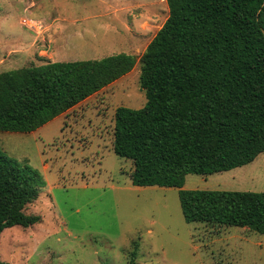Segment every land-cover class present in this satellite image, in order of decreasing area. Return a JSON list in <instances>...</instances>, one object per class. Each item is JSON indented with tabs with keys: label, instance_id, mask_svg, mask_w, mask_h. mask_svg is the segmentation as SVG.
Listing matches in <instances>:
<instances>
[{
	"label": "rangeland",
	"instance_id": "374dc122",
	"mask_svg": "<svg viewBox=\"0 0 264 264\" xmlns=\"http://www.w3.org/2000/svg\"><path fill=\"white\" fill-rule=\"evenodd\" d=\"M168 17L167 0H0V73L122 52L138 58L130 73L36 131H0V147L45 180L25 208L40 222L2 232V261L264 264V234L187 222L178 188L134 185L132 160L114 152L116 109L145 105L140 57ZM184 189L263 192L264 153L229 171L188 174Z\"/></svg>",
	"mask_w": 264,
	"mask_h": 264
},
{
	"label": "trees",
	"instance_id": "16d2710c",
	"mask_svg": "<svg viewBox=\"0 0 264 264\" xmlns=\"http://www.w3.org/2000/svg\"><path fill=\"white\" fill-rule=\"evenodd\" d=\"M167 4L169 17L140 57L147 101L116 109L114 152L132 160L134 185L178 188L187 222L264 234V191L184 189L188 174L229 171L264 153V0ZM137 62L122 52L1 72L0 131H36ZM44 186L37 169L0 147V236L40 222L25 208Z\"/></svg>",
	"mask_w": 264,
	"mask_h": 264
},
{
	"label": "crops",
	"instance_id": "0c3cea01",
	"mask_svg": "<svg viewBox=\"0 0 264 264\" xmlns=\"http://www.w3.org/2000/svg\"><path fill=\"white\" fill-rule=\"evenodd\" d=\"M114 10H116V9H114Z\"/></svg>",
	"mask_w": 264,
	"mask_h": 264
}]
</instances>
